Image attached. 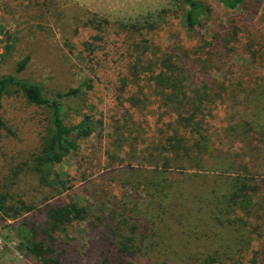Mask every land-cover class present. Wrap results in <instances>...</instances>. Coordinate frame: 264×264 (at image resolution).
Here are the masks:
<instances>
[{"label": "rangeland", "instance_id": "obj_1", "mask_svg": "<svg viewBox=\"0 0 264 264\" xmlns=\"http://www.w3.org/2000/svg\"><path fill=\"white\" fill-rule=\"evenodd\" d=\"M200 2L190 29L182 0H0V74L29 56L18 75L50 98L80 89L64 119L94 122L42 165L49 110L4 98L0 264H35L46 207L69 202L88 212L59 235L65 264H104L133 225L126 264H264V0Z\"/></svg>", "mask_w": 264, "mask_h": 264}, {"label": "trees", "instance_id": "obj_2", "mask_svg": "<svg viewBox=\"0 0 264 264\" xmlns=\"http://www.w3.org/2000/svg\"><path fill=\"white\" fill-rule=\"evenodd\" d=\"M182 1L189 7L185 14L187 26L193 29L201 25L200 14L207 13V7L200 0ZM220 1L230 9H237L244 3V0ZM144 53H146V50H144L143 55ZM178 59V54L171 53L156 58L162 67V70L157 74L158 83L163 84L166 79H170L175 75L172 73L177 69ZM28 60L29 56L19 64L16 74H0V142L3 131L7 129V123L2 115L3 100L5 97L22 96L29 104L47 108L50 112L48 133L43 138L37 162L47 166L62 164L71 154L78 139L92 135L94 122L90 115H85L77 124H67L63 116V105L60 99L76 96L80 93V89L74 88L66 92H59L55 98L46 96L43 88L37 82L18 75V72L22 71ZM248 201L250 200L248 199ZM4 208V197L0 193V210H4ZM87 212V207L77 202L59 205L48 204L46 207V220L42 226L34 230V239L30 246V251L36 259L35 264H65L59 235L65 232L67 227L76 220L85 219ZM128 231V236L123 235L119 239L116 238V235L111 234L114 249L107 254L104 264H126L127 257L136 255L139 244L135 236L137 233L136 226L133 225Z\"/></svg>", "mask_w": 264, "mask_h": 264}]
</instances>
